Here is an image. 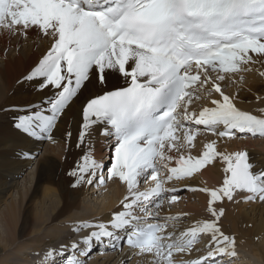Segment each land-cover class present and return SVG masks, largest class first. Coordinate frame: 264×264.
<instances>
[{"label":"snow or ice","instance_id":"snow-or-ice-1","mask_svg":"<svg viewBox=\"0 0 264 264\" xmlns=\"http://www.w3.org/2000/svg\"><path fill=\"white\" fill-rule=\"evenodd\" d=\"M33 32L52 40L25 77L44 95L12 116L11 126L51 140L84 91L95 89L81 105L77 147L95 130L115 141L112 163L85 152L68 175L73 187L115 179L129 193L108 220L73 230L89 229L87 235L46 250L42 264H87L93 246L105 242L113 249L127 245L150 257L148 264H231L236 241L223 231L225 209L216 204L264 205V165L246 151H219L216 140L195 157L170 153L193 148L201 127L222 139L264 137V107L258 113L241 109L239 91L230 96L223 86L249 70L243 66L255 62L250 53L264 57V0H0V40L19 37L22 43ZM194 97L208 105L190 112ZM257 103L264 105V95ZM65 136L70 140L72 132ZM217 162L225 174L218 187L184 183ZM173 181L184 186L164 187ZM141 184L148 187L141 191ZM196 191L210 196L206 216L168 233L173 217L160 216L162 201L170 211L182 193ZM160 219L166 223H152ZM201 239L203 250L196 247Z\"/></svg>","mask_w":264,"mask_h":264},{"label":"bare ground","instance_id":"bare-ground-1","mask_svg":"<svg viewBox=\"0 0 264 264\" xmlns=\"http://www.w3.org/2000/svg\"><path fill=\"white\" fill-rule=\"evenodd\" d=\"M19 40V37L7 43L0 40V109H5L0 111V264H29V259L19 258L23 249L34 250L48 242H56L59 246L68 243L67 238L73 234V230L83 223L108 220L110 214L118 211L125 197L129 195L114 182V192L103 203L102 210L97 215L96 212H90L86 204H81L80 198L85 192V185L73 187L74 178L68 175L82 154L88 152L91 158L94 152L95 159L99 162L100 157L109 150L105 143L113 141L103 137L105 143H102V137L93 130L92 135L85 138L84 145L77 147L81 105L95 93V89L84 91L52 133L55 146L53 149L44 150L35 159L22 155L32 153L34 156L40 141L17 132L11 126V117L23 114L27 106L38 102L44 95L36 90L35 81H27L25 77L38 65V61L50 48L52 40L35 32L29 33L22 43ZM253 59L254 63L243 67L258 66L259 77L251 73L247 74L245 81L238 82L236 87L229 85V80H225L223 86L228 89L225 93L230 96L239 91L241 99L238 106L255 112L256 107H264L257 103L259 96L264 95L261 75L264 73V57L256 55ZM121 82L123 81H119ZM245 99L248 102H244ZM14 107L16 111L9 110ZM68 131L72 132L70 140L65 136ZM199 140L200 151L204 150L207 142L216 140L222 152L244 149L252 162L264 165V142L253 146L251 139H220L208 133ZM47 145L49 147L51 143L48 142ZM170 155L175 157L174 151ZM31 165L34 166L32 172L28 171ZM23 173L29 175V180L19 187L16 181ZM224 175L223 165L218 163L204 169L194 180L205 188L218 187ZM14 188L15 194L12 192ZM92 193L95 194L96 190L92 189ZM192 196L206 209L208 202L205 192ZM243 204L246 209H243ZM192 205L194 207H191V211L197 203ZM220 206L225 209L221 220L222 228L226 234L235 237V252H238L239 247L247 248L264 264V205L225 201ZM122 251L123 254L119 256L118 252L112 254L114 256L107 254L106 261L110 263L117 256L111 264H129L130 257H134V264H148L151 259L136 255L129 249ZM240 254H237L238 259L241 258ZM11 255V259L15 261L9 260ZM99 261L105 264L104 259H95L93 264ZM237 261L232 259L231 264H240ZM36 264H42V258Z\"/></svg>","mask_w":264,"mask_h":264},{"label":"rangeland","instance_id":"rangeland-1","mask_svg":"<svg viewBox=\"0 0 264 264\" xmlns=\"http://www.w3.org/2000/svg\"><path fill=\"white\" fill-rule=\"evenodd\" d=\"M8 52V51H7ZM248 75H245V78H244V80L243 81H245L246 80V77H247ZM242 77V76H241ZM224 90L225 91H227L228 89L227 88H225L224 87ZM193 106H191V108H192ZM206 134H204L203 136L202 135H198L196 138H197V140L198 141H200L199 139L200 138H203L204 136H205ZM106 140V139H105ZM197 140L194 142V144L197 142ZM251 141L252 142H254V144H253V146H258V145H260V143H263L264 142V140H252L251 139ZM251 142V143H252ZM51 143V146H49L48 147V145H45L41 150H39V152H38V156L40 155V154H42L43 152H44V150H47V149H53L55 146H53L54 145V141H51L50 142ZM106 144V143H105ZM201 144V142L197 145L198 146V148H200L199 146H201L200 145ZM107 145V144H106ZM234 151H237V150H234ZM176 156V155H175ZM33 168H34V166L33 165H31L30 167H29V169H28V171H30V172H32V170H33ZM27 171V172H28ZM31 175V174H30ZM28 177H29V175H27V173H23L22 175H20L19 177H18V179H17V186H19V187H21L23 184H24V182L26 183V181H28L29 179H28ZM121 185H122V183H121ZM123 186V185H122ZM115 188H116V185L114 184V182L113 183H109L108 184V186H107V188L105 189V188H103V189H101V190H99V191H96V193L95 194H98V196H95L94 195V193H92L91 194V192H84V194L81 196V198H80V201H81V204H86L87 206H88V209L89 210H91L90 212H92V213H95L96 212V214L97 215H99L100 214V212H101V210H102V206H103V203L104 202H106L107 200H108V198L112 195V193L114 192V190H115ZM120 188L122 189V187L120 186ZM15 191H16V189L14 188L13 190H12V192H13V194H15ZM104 191V192H103ZM190 197H193L192 195L190 196ZM194 198V197H193ZM120 204V203H119ZM196 204V203H195ZM191 207H194L193 205H188V206H186L185 207V211H188V212H190L191 211ZM242 207H243V209H246V207H245V205L243 204L242 205ZM2 208V207H1ZM78 211V210H77ZM83 231H86V232H88V229H85V230H83ZM83 231H79V233L78 234H72V235H69V239L67 238V241H72V240H74V237L76 236V237H79L78 235H81V232H83ZM75 235V236H74ZM75 237V240H77V238ZM49 244V245H48ZM51 244H54V242H48V243H45V244H43V245H41L40 247L38 246L37 247V249H23L22 250V252L19 254V258H21V260H24L25 258H27V259H29L30 260V258H33V257H35L36 255H37V253L39 252V251H41V250H46V248L48 247V246H50ZM55 245H56V242H55ZM240 249H237L238 250V252H236L237 254L239 253H241L240 255H241V258H239V259H241L243 262H238L239 261V259H238V263H240V264H262V262H260L252 253H251V251L249 250V249H247V248H241V247H239ZM30 250V251H29ZM240 250H241V252H240ZM31 252V253H30ZM32 253H34V255L32 256ZM45 254V253H44ZM44 254H42V255H44ZM119 254H123V251H121L120 253H118L117 254V256H119ZM112 255V254H111ZM112 256H114V255H112ZM117 256L114 258V260L117 258ZM237 257V256H236ZM11 258H13L12 257V255L10 256V261L11 260H13V261H15L14 259H11ZM36 258H37V256H36ZM134 258V257H133ZM132 257H130V262H129V264H134L135 262H134V259H133ZM95 259H104V261H105V264H111V263H113V261L114 260H112L110 263H108V261H106L107 260V255H105V256H102V257H97V258H93V260H90L87 264H93V263H95ZM25 264H26V262H25ZM96 264H103V263H101V261H99V262H97ZM122 264V263H121ZM126 264V263H125Z\"/></svg>","mask_w":264,"mask_h":264}]
</instances>
